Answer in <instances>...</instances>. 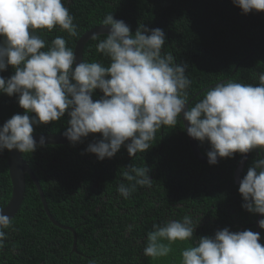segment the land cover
Returning <instances> with one entry per match:
<instances>
[{"label":"trees","instance_id":"1","mask_svg":"<svg viewBox=\"0 0 264 264\" xmlns=\"http://www.w3.org/2000/svg\"><path fill=\"white\" fill-rule=\"evenodd\" d=\"M64 2L74 17L78 35L69 36L58 26L51 32L38 30L36 34L46 41V48L42 50H47L55 37L62 36L67 47L74 51L76 40L86 30L101 24L110 13L116 19L124 20L133 36L143 25L161 28L166 33L162 55L170 53L175 63L186 64L185 75L191 81L186 89L187 101L195 96L189 106H194L208 89L220 82L230 80L255 85L258 74L264 72V11L244 14L232 0ZM106 36L97 35L87 42L83 61L108 66V58L96 50V45ZM14 71L8 66L0 75L9 78ZM102 95L97 89L93 99ZM24 111L17 96L0 93V125ZM68 119L66 113L58 121L34 126L33 134L63 133L69 126ZM99 138L102 135L95 133L75 145L70 142L45 145L34 153H22L39 180L51 215L75 229L76 251H73V233L50 221L35 184L27 176L26 196L21 208L10 227L4 229L6 235L0 243V264H181L182 250L195 246L200 239L195 231L196 236L193 234L189 240L173 243L168 256L153 259L145 256L143 250L148 233L155 230L154 225L181 220L176 209L189 195L196 197L198 213L207 214V224L212 225L213 230L220 225L222 229L239 232L241 226L251 220V215L242 207V195H235L239 186L233 178L234 158L202 166L193 155L181 117H177L175 127L157 130L150 141L151 148L134 157L129 155L126 146H122L114 157L97 159L95 154L85 150ZM197 142L206 154L210 144ZM256 150L259 159L264 157V152L253 149L247 168L257 160ZM8 153V150L0 152V209L12 196ZM130 164L138 168L149 167L150 187L137 184L135 179L129 181L124 176L126 172L135 175L129 170ZM201 172L210 173L205 179L202 176L198 179ZM121 184L134 186L127 198L118 192ZM173 194L178 195L175 203L171 202ZM220 197L229 200L220 203ZM231 203L232 209H225ZM243 212L246 216H241ZM254 215L257 218L258 214ZM228 217H232V222L238 219L239 224H229ZM214 218L217 222H213ZM129 225L133 226L131 231ZM246 229L255 232L254 226H245L243 230ZM260 234V243L264 246V229H260Z\"/></svg>","mask_w":264,"mask_h":264},{"label":"clouds","instance_id":"2","mask_svg":"<svg viewBox=\"0 0 264 264\" xmlns=\"http://www.w3.org/2000/svg\"><path fill=\"white\" fill-rule=\"evenodd\" d=\"M232 2L244 14L264 11V0ZM73 21L64 0H0V72L8 66L15 70L9 78L0 75V93L17 96L25 110L0 125V152L34 153L46 144L43 136L39 142L34 139V126L58 121L66 113L70 119L64 135L71 144L83 142L90 134L102 135L85 150L101 161L114 157L122 146L132 157L148 151L157 130L175 127L181 116L189 122L186 131L190 137L210 144L206 153L210 165L219 158H234L236 153L264 152V72L258 74L255 85L220 82L189 106L186 89L191 81L185 75L186 64L175 63L170 53L162 55L163 29L143 25L133 36L124 20L107 14L101 25L110 28L96 50L108 58V66L77 62L62 36L42 50L46 41L36 34L38 30L51 32L58 26L74 37L78 33ZM97 89L103 95L94 100ZM128 167L135 174L124 173L129 181L151 186L149 167ZM133 188L121 184L118 192L127 198ZM238 190L244 209L264 214V157L253 162ZM3 210L0 243L6 235L4 229L11 225ZM198 225L194 227L188 215L154 225L143 254L153 259L168 256L171 245L189 240ZM258 225L264 229V219ZM132 227L128 226L129 231ZM260 239L261 234L250 229L232 232L223 228L183 249L181 264H264Z\"/></svg>","mask_w":264,"mask_h":264},{"label":"water","instance_id":"3","mask_svg":"<svg viewBox=\"0 0 264 264\" xmlns=\"http://www.w3.org/2000/svg\"><path fill=\"white\" fill-rule=\"evenodd\" d=\"M110 26H103L101 24L96 25L88 30H86L79 38L76 40L75 43V48H74V53L77 58V62H82L83 61V53H84V48L87 42L93 38L94 36L101 35V34H107L109 31ZM75 67V64H74ZM198 94V93H197ZM196 94V95H197ZM195 96L190 98L188 100V103L190 105L191 101L193 100ZM181 119L183 121V116H181ZM185 132L188 138V142L190 145V148L193 152V155L195 159L202 165L209 164L208 162V157L200 150L199 144L197 142V139L190 137L187 134L186 131V126L189 125V122L184 120L183 121ZM43 136L46 139V144L45 145H55V144H65L68 143L69 140L65 137L64 132L63 133H58V132H49V133H36L33 134L34 139H36L37 142H39L40 137ZM250 152L244 154L241 156V158L238 161L237 166L234 169V180L237 185L240 184V180L242 179L241 177V172L249 158ZM8 159V166H9V174H10V180L12 184V196L9 200V202L6 204L4 209V214L8 215L9 218L12 220L15 215L18 213V211L21 208V205L24 201V198L26 196V187H27V176H29L33 183L35 184L40 198L41 202L43 204V208L46 212V215L50 219V221L57 227L69 230L73 233L74 235V242H73V251H76L77 247V233L73 227H70L68 225H64L57 221L50 213L49 208H48V203L45 198V194L43 192V189L39 183V180L30 166V164L24 159L23 155L21 152L18 150H12L9 151L7 155ZM223 158H219V161ZM264 214H258L257 218L255 221L250 224V226L255 227V232L260 233V227L258 225V221L263 218ZM242 231V228L240 229ZM260 242V241H259Z\"/></svg>","mask_w":264,"mask_h":264},{"label":"flooded vegetation","instance_id":"4","mask_svg":"<svg viewBox=\"0 0 264 264\" xmlns=\"http://www.w3.org/2000/svg\"><path fill=\"white\" fill-rule=\"evenodd\" d=\"M200 147V146H199ZM204 149H207V147H204ZM200 150H201V148H200ZM208 150H210V149H208ZM202 151V150H201ZM206 155V154H205ZM251 155H252V151H250V155H249V158H248V160H247V162H246V164H245V166H244V168H243V170H242V172H241V177L243 178V176L244 175H246V173H247V171H248V169L249 168H247L246 166H247V163H248V161H249V159H250V157H251ZM207 156V155H206ZM241 154L240 153H236L235 154V157H234V163H235V166H234V169H235V167L237 166V164H238V161H239V159L241 158ZM256 156H257V160L259 159L258 158V156H259V151H257L256 150ZM224 159V158H223ZM222 160V159H221ZM220 160V161H221ZM202 165V164H201ZM206 165H210V164H206ZM202 166H204V165H202ZM203 172V171H202ZM202 172H201V174H199V176H198V179L202 176V178L203 179H205L207 176H208V174L210 173V172H206V173H203L202 174ZM233 178H234V170H233ZM234 182H235V180H234ZM235 184H236V182H235ZM237 185V184H236ZM237 186H239V185H237ZM236 190V189H235ZM235 195H241L240 193H239V191H237V193H235ZM178 196V195H177ZM175 194H173L172 196H171V202L172 203H175L176 201H177V199H178V197H177ZM227 200H229V198H224V197H220V203L222 202V201H227ZM197 201V199H196V197L194 196V195H189V197L186 199V201L184 202V203H178V208L176 209L179 213H180V215H181V220L183 219V217L184 216H186V215H188V216H190L192 219H193V221H194V227L196 226V225H198L197 227H196V229H195V232H196V234H198V236L199 237H201V236H214L215 234H214V232L216 233V231L217 230H221L222 229V227L220 226V225H217V226H215V230H213V228L214 227H212V225H208L207 224V222H208V220H207V214L206 213H203V212H199L198 213V209L195 207V202ZM243 203H244V201H242ZM232 203L231 204H229L228 206H226L225 207V209H227V210H230V209H232ZM235 211H233V213H234ZM247 213H248V215H251V220L249 221V223H247V224H245V225H242L241 226V228H242V231H243V229H244V227L245 226H250V224H251V222L253 223V221L256 219L255 218V215L253 214V213H251V212H249V211H247ZM241 216H246V213H242L241 214ZM228 220H229V224L230 223H232L233 225H238L239 223H238V219H234L235 221L234 222H232L233 221V219H232V217H228ZM95 221V220H94ZM213 222H217V220L214 218L213 219ZM228 224V225H229ZM69 226V225H68ZM70 227H72V226H70ZM251 227V226H250ZM240 228V229H241ZM240 231V230H239ZM194 234V233H193ZM195 235V234H194ZM196 236V235H195Z\"/></svg>","mask_w":264,"mask_h":264}]
</instances>
